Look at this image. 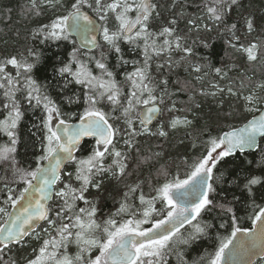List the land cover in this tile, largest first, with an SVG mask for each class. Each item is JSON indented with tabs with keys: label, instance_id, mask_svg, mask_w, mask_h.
Here are the masks:
<instances>
[{
	"label": "snow or ice",
	"instance_id": "6c2138e0",
	"mask_svg": "<svg viewBox=\"0 0 264 264\" xmlns=\"http://www.w3.org/2000/svg\"><path fill=\"white\" fill-rule=\"evenodd\" d=\"M244 8L27 0L25 19L46 18L31 39L72 50L46 83L42 49L0 56V264H264V16ZM211 39L225 46L220 66L197 55ZM209 97L215 129L198 127ZM37 110L36 151L22 162L18 128ZM181 131L196 151L175 171L163 143L142 147Z\"/></svg>",
	"mask_w": 264,
	"mask_h": 264
},
{
	"label": "trees",
	"instance_id": "16d2710c",
	"mask_svg": "<svg viewBox=\"0 0 264 264\" xmlns=\"http://www.w3.org/2000/svg\"><path fill=\"white\" fill-rule=\"evenodd\" d=\"M245 5V12H252L258 22L261 17L264 16V0H243ZM27 5V0H0V56H7L14 54L18 51H26L28 46H35L43 50L45 59L42 65L36 72L37 79L46 83L52 79L53 66L57 63L56 56H60L62 59L67 58V53L72 50V45L67 42H61L59 45H40L38 41L31 39V31L39 23L43 22L46 18H35L32 20L25 19L22 15V8ZM11 9V11H9ZM209 37H215V33L209 34ZM212 47L204 49L198 47L196 49L197 55H207L210 57L213 64L220 66L221 58L225 57V46L222 40L211 39ZM227 62V60H225ZM262 70L257 68V75ZM175 75H179L181 78L187 76V73L183 68L175 70ZM175 75L172 77L175 78ZM76 90L75 88L73 89ZM56 94L55 92L53 93ZM186 99V97H182ZM201 107L196 109L197 119L199 121L198 127L203 126L206 122L211 124L215 129L216 121L218 117L216 115L217 108L211 97L200 98ZM67 107V106H66ZM225 110H227V102L225 103ZM41 113L40 111L28 112L18 128L19 143L17 144V157L22 162H29L32 160L33 153L36 148L33 146L37 143L36 137L32 135L37 131L33 125L39 124ZM192 118V117H190ZM142 139V147L145 151L151 146L153 150H159L155 148V144L163 143L165 156L161 160V164H167L175 171L176 164L179 163L185 156H190L195 149L192 148L191 138H184L183 131L173 134L167 142L157 141L155 138L152 140ZM183 139L184 142L180 143ZM7 142V137L0 135V144ZM91 151V141H84L81 145L78 155L86 156ZM239 164V161L233 162L231 167H235ZM159 166V165H157ZM147 175V170L144 173ZM182 174V173H181ZM113 205L111 201H107L104 211L112 209ZM211 248V241H204L201 246L193 251L192 256H195L197 252Z\"/></svg>",
	"mask_w": 264,
	"mask_h": 264
},
{
	"label": "water",
	"instance_id": "95a60500",
	"mask_svg": "<svg viewBox=\"0 0 264 264\" xmlns=\"http://www.w3.org/2000/svg\"><path fill=\"white\" fill-rule=\"evenodd\" d=\"M86 141V140H85ZM83 143V142H82Z\"/></svg>",
	"mask_w": 264,
	"mask_h": 264
}]
</instances>
